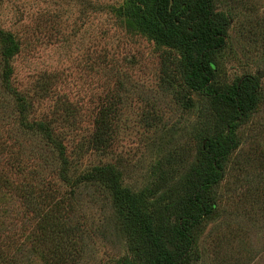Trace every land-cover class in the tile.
Listing matches in <instances>:
<instances>
[{"label": "rangeland", "instance_id": "1", "mask_svg": "<svg viewBox=\"0 0 264 264\" xmlns=\"http://www.w3.org/2000/svg\"><path fill=\"white\" fill-rule=\"evenodd\" d=\"M132 1L0 0V33L17 46L8 89L0 79V174L12 184L0 186V252L11 264L46 260L37 216L18 190L26 184L61 201L71 241L65 264H122L136 255L133 234L103 187L71 189L60 181L48 144L21 126L19 100L28 123L46 126L62 145L71 178L113 166L122 187L144 194L153 213L203 144L196 135L205 130L200 117L208 102L182 86L180 52L136 25ZM213 7L228 19L214 85L227 89L260 75V100L236 132L238 147L225 164L213 213L194 234L190 264H264V0H213ZM103 117L105 146L98 148ZM170 154L180 163L169 167Z\"/></svg>", "mask_w": 264, "mask_h": 264}, {"label": "trees", "instance_id": "2", "mask_svg": "<svg viewBox=\"0 0 264 264\" xmlns=\"http://www.w3.org/2000/svg\"><path fill=\"white\" fill-rule=\"evenodd\" d=\"M130 9L136 25L157 45L180 52L178 71L182 86L208 102L207 115L200 117L205 130L196 135L203 144H199L186 175L169 192V201L150 212L144 194L122 187L118 171L110 165L94 167L71 178L62 145L46 126L28 123L26 108H21L19 100L20 124L48 144L59 161L58 177L66 187L75 189L81 184L103 187L111 196L117 218L133 234L136 249L135 260H124L122 264H190L194 234L213 213L225 164L238 147L236 132L249 120L260 100V75L243 77L227 89L214 85V56L225 48L228 19L215 13L213 0H134ZM0 43L4 58L1 85L8 89L9 59L17 46L9 35L2 33ZM105 122L104 117L98 122L99 130L93 141L98 148L105 146L99 135L100 129L102 134L106 131ZM166 163L171 167L180 161L170 154ZM6 184L11 188L12 184L1 173L0 186ZM20 189L30 212L37 216L36 240L40 249L44 246L47 251L43 252L45 264H65L71 241L69 229L62 221L60 199L51 194L42 195L30 184ZM9 258L0 252V264H11Z\"/></svg>", "mask_w": 264, "mask_h": 264}]
</instances>
